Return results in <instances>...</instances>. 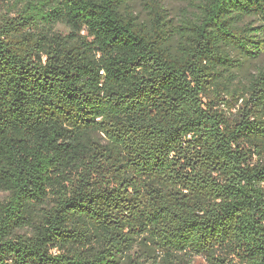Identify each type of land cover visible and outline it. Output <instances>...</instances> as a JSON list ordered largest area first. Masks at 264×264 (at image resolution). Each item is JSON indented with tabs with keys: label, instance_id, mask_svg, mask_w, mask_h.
Masks as SVG:
<instances>
[{
	"label": "trees",
	"instance_id": "1",
	"mask_svg": "<svg viewBox=\"0 0 264 264\" xmlns=\"http://www.w3.org/2000/svg\"><path fill=\"white\" fill-rule=\"evenodd\" d=\"M185 1L0 0V264H264V0Z\"/></svg>",
	"mask_w": 264,
	"mask_h": 264
},
{
	"label": "rangeland",
	"instance_id": "2",
	"mask_svg": "<svg viewBox=\"0 0 264 264\" xmlns=\"http://www.w3.org/2000/svg\"><path fill=\"white\" fill-rule=\"evenodd\" d=\"M142 1L143 0H136L135 6H136V12L141 15L144 14V10L142 8ZM165 2L166 8L171 15V18H174L177 20V18L183 13V11L186 8V1L185 0H163ZM253 66L252 64H247L246 68L251 69ZM4 198L2 194H0V201ZM194 264H207L206 261L202 258H197L194 261Z\"/></svg>",
	"mask_w": 264,
	"mask_h": 264
}]
</instances>
